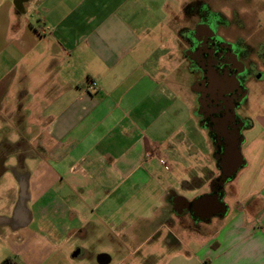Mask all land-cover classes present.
<instances>
[{"label": "crops", "instance_id": "1", "mask_svg": "<svg viewBox=\"0 0 264 264\" xmlns=\"http://www.w3.org/2000/svg\"><path fill=\"white\" fill-rule=\"evenodd\" d=\"M177 1L0 0V264L76 263L85 229L121 240V262L152 258L141 249L163 237L158 264H264V109L217 221L166 209L171 186H153L150 163L176 145L163 117L181 86Z\"/></svg>", "mask_w": 264, "mask_h": 264}, {"label": "flooded vegetation", "instance_id": "2", "mask_svg": "<svg viewBox=\"0 0 264 264\" xmlns=\"http://www.w3.org/2000/svg\"><path fill=\"white\" fill-rule=\"evenodd\" d=\"M228 1H224L223 12L196 1L184 5L187 19L179 28L177 43L179 72L182 69L187 73L193 113L210 137L216 165L215 155L224 149L225 135L238 131L241 137L253 126L248 115L249 95L257 82L264 80V39L257 37L253 26L252 30L236 29L231 19L238 15L245 22L248 14ZM218 176L210 178L213 189L209 185L206 193H222ZM167 202L174 213L188 215L193 222L198 220L191 205L187 208L174 192L167 194ZM167 239L176 243L172 233Z\"/></svg>", "mask_w": 264, "mask_h": 264}, {"label": "rangeland", "instance_id": "3", "mask_svg": "<svg viewBox=\"0 0 264 264\" xmlns=\"http://www.w3.org/2000/svg\"><path fill=\"white\" fill-rule=\"evenodd\" d=\"M171 1H176L177 4L179 2L177 0ZM195 1L206 3L212 9L221 12H223L224 8L226 7L224 2L225 0H186L184 5H189L190 3L192 4ZM176 2L172 4L175 10H177L178 8ZM227 3L229 4V1ZM231 5L233 7L236 6L238 8H241L240 11L244 14H248L249 18H247L245 22L239 20L238 15L237 18H232L231 22L236 27V29L242 27L243 30H252L251 26H253V30H255L257 37L263 40L264 0H232ZM183 14L184 13L182 10L177 19L180 25L186 24L185 22L187 18L184 17ZM253 15L255 18H253ZM256 19L259 21L257 22ZM177 60L178 55L176 54L174 61L175 64H178ZM179 74L181 86L179 87V91H173L175 98L171 102V106L169 107L168 112L163 117L165 128L164 134L172 133V135L175 137L176 145L173 146L167 142L164 144L165 158L164 156H161L159 158L165 160V165L159 164L157 161H152V163H150L151 167H153L152 172L160 178L159 183L153 185L155 190L158 189L157 193L161 192L159 191L160 185L165 189L171 186V188L168 189L165 195V203L167 207L166 209H170V206L167 202L168 193H183L190 198H194L195 195L202 194L208 190V186L210 185V183L206 182V180L219 175V170L217 168L215 160L210 161V148L207 144L208 138L210 137L207 131L199 125L198 117H196L193 113V93L191 92L188 85V81L186 78L187 73L185 70L181 69V73ZM188 96L190 98V101L187 98ZM30 104L32 113L27 122L30 124H35L38 122L35 115L38 111H40L41 108H43V104L37 102V99L35 98L34 101ZM261 109H264V80H260L259 82H257V85L252 88L249 95L248 115L252 118L254 124L252 127L243 131L245 141L242 144V153L243 148H245L246 145L249 144L251 140L259 133V131H261L260 124L254 120V117L261 113ZM8 126V138L11 141L17 140L19 138V135L14 131V127H12L13 125ZM210 145L213 150L212 142L210 143ZM145 155L147 157H151L153 153L149 151L146 152ZM190 170H193L194 173L200 176V178H196L195 180L197 183L200 184L202 182H205L199 187L196 186L197 188L195 187L194 190H186L187 188H189V185L186 184V182L191 181L195 178H188L189 175H187V171ZM241 170L242 168L236 174H239ZM208 171H210L211 173ZM236 174L230 181L226 182L225 188H228L230 185L234 184L233 182ZM182 179H188V181L184 180L183 182H181ZM146 201L149 202L151 200L149 198ZM224 201L228 205L233 204L232 199L228 196L225 197ZM155 205L161 207L164 205V202L160 198L158 201H155ZM169 216H172L171 219L174 220L175 217H173L174 215L172 213H170ZM211 221L215 222L217 221V218L213 217ZM174 231L176 232V230ZM178 233H181V238L184 237L183 239L186 240H188L189 236L194 235L188 234L183 231ZM82 235L83 237L80 242V246L75 250L81 249L83 256L79 260H77L76 263L70 262L69 259L64 258L60 264H137L132 262L131 258L129 260H126L125 262L120 261V259L125 254L123 242L117 238L115 239L114 237H111L108 232L96 229L95 231H93V229H85V233H83ZM163 240L164 238L162 237L156 244L152 246L151 250H148V247L145 245L140 252H142L144 255L148 252L154 255L152 258L145 259L139 264H158L156 261L160 260L163 256L167 255L170 252L168 246L164 243ZM173 243L170 244V246H172ZM65 253L68 255L69 252L65 251ZM101 255H105L107 259H101Z\"/></svg>", "mask_w": 264, "mask_h": 264}, {"label": "water", "instance_id": "4", "mask_svg": "<svg viewBox=\"0 0 264 264\" xmlns=\"http://www.w3.org/2000/svg\"><path fill=\"white\" fill-rule=\"evenodd\" d=\"M244 140V135L239 137L238 131H229L228 134L225 135L226 145L224 149L221 153L215 155L217 168L219 170L218 179L222 187V193L221 191H217L216 193H204L191 200L177 194V197L185 202L187 208L191 205L198 220L209 222L214 216L226 214L227 207L222 201L224 195L223 187L241 167L246 165V160L242 153V143ZM210 189H213L212 185H210Z\"/></svg>", "mask_w": 264, "mask_h": 264}, {"label": "built area", "instance_id": "5", "mask_svg": "<svg viewBox=\"0 0 264 264\" xmlns=\"http://www.w3.org/2000/svg\"><path fill=\"white\" fill-rule=\"evenodd\" d=\"M96 86H97V83L95 81H92L91 84L89 85L88 89L89 90H94L96 88ZM159 162H160V164H163V165L166 164L165 160L162 159V158H159Z\"/></svg>", "mask_w": 264, "mask_h": 264}, {"label": "trees", "instance_id": "6", "mask_svg": "<svg viewBox=\"0 0 264 264\" xmlns=\"http://www.w3.org/2000/svg\"><path fill=\"white\" fill-rule=\"evenodd\" d=\"M196 178H194L193 180H191V181H188V182H186V184H188L189 185V188H192V187H196V186H198L197 184H199V183H197L196 181ZM200 185V184H199ZM7 261V260H6ZM5 261V262H6Z\"/></svg>", "mask_w": 264, "mask_h": 264}]
</instances>
